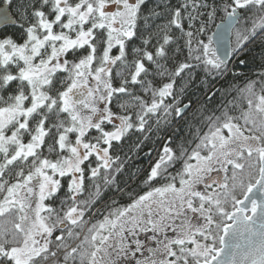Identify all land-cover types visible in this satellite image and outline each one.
Instances as JSON below:
<instances>
[{
  "label": "snow or ice",
  "instance_id": "1",
  "mask_svg": "<svg viewBox=\"0 0 264 264\" xmlns=\"http://www.w3.org/2000/svg\"><path fill=\"white\" fill-rule=\"evenodd\" d=\"M145 3L146 0H78L74 4L69 0H24V3L4 0L0 24H18L25 38L23 43L7 35L0 38V154L4 159L0 164V177L15 162L33 159L27 175L23 169L16 173V183L0 182V193L4 194L0 199V217L4 218L0 221V264H46L50 256L57 255L50 249L57 229L61 233L55 236V241L59 242L55 244L57 249L68 247L65 231L68 238H79L74 228L82 229L85 214L82 206L90 203V200L77 199L84 191L86 170L90 171L89 178L93 181L101 177L102 169L104 182L113 181L109 173L119 158L113 159L109 150L113 141H121L134 125L130 116H116L109 108L114 96L130 95L125 86L129 83L127 79L122 80L120 86H113L112 66L117 61L123 62L125 43L137 35ZM249 5L264 12V0H225L219 10L232 24L239 19L238 10ZM14 6L20 9L18 20H13L8 12ZM207 7L197 0H184L174 9L169 25L179 30V38L184 40L177 52L186 48L187 55L173 73L164 69L160 75L179 77L195 67L193 62L203 65L209 73L226 69L224 59L212 47V37H208L207 43L199 38L206 31V21L200 20L199 25L194 23L205 15L201 9ZM217 10L213 7L208 11L207 20H212ZM185 19L188 30L184 26ZM57 27L59 30L54 31ZM161 30L165 32L163 43L155 55L164 58L165 45H170L173 38L167 34L168 25ZM246 39L238 33V48ZM115 46H119V55L113 57L110 53ZM83 49H87L86 54L78 60L65 58ZM144 58L157 68H163L151 52L145 51ZM134 64L130 82L138 84L141 83L138 78L147 69L141 60ZM58 73L67 75L59 77ZM90 81H94V85H90ZM173 86L174 82H169L152 90L150 105L140 97H133L142 110V114H138L137 130L143 131L144 116L155 114L164 98L173 95ZM241 91L248 93L247 110L239 117L225 112L223 122L213 124L197 150L188 157L196 163L185 161L183 170L178 173L179 187L174 182L176 177H172L166 185L139 196L123 209L110 212L88 228L89 235L80 245L72 247L64 260L70 257L75 260L78 254L80 264H118L130 251L125 233L135 236L137 232H151L156 239V234H166L171 228L175 238L165 235L156 248L148 249L150 255L137 264H264V198L257 200L250 195L255 189L264 197V88L257 94L254 82H250ZM119 106L127 109L134 105L125 102ZM171 107L164 105L166 114ZM174 110L177 115L182 112L178 107ZM62 113L66 114V120L59 119ZM52 115L59 121L52 125L58 136L48 149L53 152L58 147L55 160L42 157L37 151L50 134L46 123ZM114 117L120 121L119 125L113 131H106L105 123L111 124ZM236 120H242L243 124L234 122ZM93 129L98 135L86 139ZM9 130L10 135L6 134ZM25 134L30 137L28 143L23 141ZM69 134H75L74 143L69 140ZM200 149H205L207 154L201 155ZM65 152L68 154L62 155ZM92 157L97 162L94 167ZM176 158L173 150L165 145L146 182L161 176ZM115 171L119 172L120 167ZM214 172L223 173V177L214 178L211 175ZM57 176L71 178L67 189L72 203L62 216L45 203L61 189ZM201 184L204 191L197 188ZM237 191L242 199L237 197ZM98 195L97 184L93 197ZM33 196L37 197L34 208L30 200ZM246 201L250 202V208ZM194 218L202 219L203 223H193ZM241 236L247 241L242 250L239 243L226 239ZM84 243L88 248H84ZM135 244L132 256L144 248L140 240Z\"/></svg>",
  "mask_w": 264,
  "mask_h": 264
},
{
  "label": "trees",
  "instance_id": "2",
  "mask_svg": "<svg viewBox=\"0 0 264 264\" xmlns=\"http://www.w3.org/2000/svg\"><path fill=\"white\" fill-rule=\"evenodd\" d=\"M70 3H76L78 0H69ZM201 4H207V8H202L201 11L205 13L194 23L199 25L200 20L206 21V31L199 38L205 43L208 42L212 30L215 25L225 18V14L219 10L225 0H197ZM230 2V0H229ZM4 0H0V4ZM15 3H24V0H15ZM184 3V0H146L145 5L142 6L141 18L138 20L137 35L130 41L125 43V57L123 62L117 61L112 66V83L114 87L120 86L122 80L129 81L125 86L129 89L128 94H119L118 97L114 96L109 108L117 116H130L131 123L134 127L129 130L118 142L115 151L116 157L125 161L124 169L118 174V178L114 175L111 183H105L104 180L95 182L93 185L84 189L83 193L77 196L78 200H90L88 205H84L85 214L82 221V229L74 228V231L79 233V238H68L65 236L67 248L57 249L55 247V236L52 239L54 243L50 245L51 251H56L55 257H49L46 264H80L79 255H75V260L71 257L68 261L64 260L67 252L71 251L72 247H77L83 241L85 236H88V228L104 219L110 211H113L114 204L120 206L122 203H130L138 199L139 196L146 194L156 187H162L171 182L172 177H176L175 183H179L178 173L183 170L184 162L190 163L188 157L197 150V145L201 143L203 137L209 134L210 129L214 123H222L224 120V113L227 112L229 116L239 117L242 111L247 110V97L245 89L250 82H254V91L257 94L261 93V88H264V12L253 5H249L245 9H240L241 16L232 30L231 37V57L226 62V69L222 72L209 73L205 71L204 66L193 62L195 67L185 70L179 77L171 76L167 73H173L181 62L185 61L187 49L183 48L182 52H177V48L183 46L184 40L180 39L181 33L174 26L169 25L172 18V12L175 8ZM213 7H217V12L212 20H207V12ZM19 8H11V12L18 20ZM47 12L48 9L45 8ZM191 11V8H189ZM155 13V14H154ZM187 13H185V16ZM188 21L184 20L185 29H187ZM168 25L167 34L173 38L170 45H165L167 55L164 58L156 57L155 53L157 48L163 43V36L165 34L161 29ZM86 28L88 25L85 26ZM59 30V28H56ZM100 33V30H97ZM238 33L246 36L247 39L241 41V45L237 46ZM5 35L11 36L16 42L24 40V34L18 27L5 26L0 29V38ZM145 40L149 42L144 43ZM103 47L102 45L100 46ZM238 48V50H237ZM139 49L140 51H136ZM87 49L78 51L73 55L69 53L67 59L70 61L78 60L81 55L86 54ZM151 52L154 60L163 65V68H157L156 64L144 58V52ZM100 53V49L98 48ZM111 56L119 55V46L113 47ZM141 60L147 69L146 73H142L138 78L141 83L132 84L131 75L135 71L134 61ZM164 69H167L165 75H160ZM13 71H15L13 69ZM120 73V75H117ZM59 77H64L66 73H58ZM174 82L173 95L164 98L163 105L155 113H149L144 116L143 131H139L138 114H142L137 101L133 97H140L146 104L150 105L153 99L152 90L162 88L165 83ZM146 89H149L146 91ZM55 95V93H52ZM157 99L159 97L157 96ZM128 102L131 107L127 109L120 108V104ZM172 105L168 109V114L164 111V105ZM189 104L190 108L183 116H179L175 112V108H181L183 105ZM217 118H220L217 120ZM59 119L66 120V114H60ZM55 115L50 117L46 123V128L50 129V134L45 138V145L37 151L42 157L50 160L57 158L58 147L56 151L49 152V146L54 143V137L58 136L57 129L52 125L58 123ZM243 124L242 120L234 121ZM34 128V124L31 125ZM8 135L11 130L7 131ZM25 137H23L24 141ZM170 147L176 154V159L170 163L167 171L164 172L157 179L146 182L147 176L141 175L139 178L134 179L138 172L146 165L156 154V158L162 154L164 146ZM156 151V152H155ZM201 155H206L205 149H200ZM11 154V150H10ZM68 153H62L67 155ZM29 157L27 162L17 161L10 165L4 171V175L0 177V182L3 180L8 181V185L17 182L16 173L23 169L25 175L31 168V160ZM154 162V161H153ZM4 163L3 154H0V164ZM136 168V169H135ZM123 175V176H122ZM122 176V177H120ZM99 185V195L94 196L96 193V185ZM122 190V191H121ZM116 194L117 196L110 199L103 208H99L94 213L97 206L105 201H108L110 196ZM3 193H0V199L3 198ZM69 193L59 195L56 194L55 199L46 200L45 203L55 208L62 216L67 211L68 205L72 203L68 199ZM238 198L242 194L237 191ZM125 200V201H124ZM62 202H64L62 204ZM229 210L231 206L229 205ZM0 217V221H3ZM68 227H72L68 225ZM58 230V229H57ZM84 248H88V244L84 243Z\"/></svg>",
  "mask_w": 264,
  "mask_h": 264
},
{
  "label": "flooded vegetation",
  "instance_id": "3",
  "mask_svg": "<svg viewBox=\"0 0 264 264\" xmlns=\"http://www.w3.org/2000/svg\"><path fill=\"white\" fill-rule=\"evenodd\" d=\"M240 12V11H239ZM241 14V13H240ZM241 16V15H240ZM239 20V19H238ZM54 31H58L56 28H55V30ZM72 35L74 36L75 34L74 33H72ZM84 51H85V49H83ZM80 51H82V50H80ZM100 53L98 52V55H99ZM65 58H67V57H65ZM63 59V58H62ZM98 62V61H97ZM96 62V63H97ZM98 64V63H97ZM96 65H94V67H95ZM117 116V115H116ZM119 123H120V121L118 120V119H116L115 117L113 118V122L111 123V124H108L107 122L105 123V125H104V128H105V130L106 131H113V130H115V127L117 126V125H119ZM95 135H98V133H96L95 132V130L93 129V130H91L90 131V133H89V135H88V139H91L93 136H95ZM72 143H74V141H71ZM93 142H95L94 140H93ZM102 147H106V145H101ZM117 146H118V142H116V141H113V143H112V147H111V149L109 150L110 151V155L113 157V159H116L117 157H116V154H115V151H116V149H117ZM156 152V151H155ZM162 154H163V150H162ZM161 154V155H162ZM160 155V156H161ZM159 156V157H160ZM159 157H157L156 158V154L154 153L153 154V156H152V158L146 163V165L138 172V174H137V176L136 177H134V179H136V178H139L141 175H143V176H147L148 177V175H149V173H150V171H151V168L156 164V162L159 160ZM119 158V157H118ZM91 159V161H92V163H91V166L92 167H94V166H96V164H97V162H96V160H95V157H92V158H90ZM154 161V162H153ZM88 162H86V164H87ZM124 163H125V161L124 160H122L121 158H119L117 161H116V163L115 164H113V167H112V170L110 171V173H109V176L110 177H112V176H116L117 178H118V174H119V172L121 171V170H123L124 169V166H122V165H124ZM117 166H119L120 167V171L119 172H116L115 171V168L117 167ZM136 169V168H135ZM103 175H104V172H103V169L101 170V177H97L96 178V180L95 181H93L92 179H90L89 177H90V171H88V170H86V172H85V181H84V189H86L87 187H89V186H91V185H93L95 182H97V181H100V180H103L102 179V177H103ZM214 178H222L223 177V173H219V174H215V173H212L211 174ZM123 176V175H122ZM122 176H120V177H122ZM56 179H60V181H61V189H60V191L57 193V194H59V195H63V194H66V193H68V189H67V185H68V183L70 182V180H71V178L70 177H68V176H65V177H63V178H60L59 176H57V177H55ZM176 186L177 187H179V183L178 184H176ZM197 188H198V190H200V191H204L205 190V187H204V185L203 184H201V185H198L197 186ZM122 191V190H121ZM143 195H145V194H143ZM117 195L116 194H114L113 196H110L109 198H108V201L106 200L105 201V203L102 205V203H100L98 206H97V208L95 209V211H94V213L96 212V210L97 209H101V208H103L104 207V205L106 204V203H108L109 202V200L110 199H112V198H114V197H116ZM50 199H55V196L54 197H51ZM50 199H48V200H50ZM125 201V200H124ZM132 202H130V203H122L120 206H118L117 204H114V206H113V211L114 210H116V209H123V208H125V207H127L128 205H130ZM111 212V211H110ZM103 219H101V221H102ZM195 220H198L197 221V223H203V220L202 219H198V218H194L193 219V223H196V222H194ZM63 227V226H62ZM170 232H171V228H169L168 230H167V232H166V234H156V239H153V233H151V232H144V233H140V232H137V234L135 235V236H132V235H130V234H128V233H125V237H126V243L129 245V249H130V251H129V255H128V257L127 258H121V260L118 262V264H137V261H141V260H144V259H146L149 255H150V253L148 252V249H151V248H156L157 246H158V241L159 240H163L164 239V236L165 235H167V237L169 238V239H174L173 237H171L170 236ZM53 235H61V233H60V231H59V229L56 231V232H54V234ZM63 235L64 236H66L67 235V232L65 231L64 233H63ZM136 240H140L141 241V243L144 245V248L142 249V251L141 252H136V254H135V256H132L131 255V252H134L135 251V248H136V244H135V241ZM109 251H112L111 249H109ZM100 255H103V253H101ZM113 257H115V253H113Z\"/></svg>",
  "mask_w": 264,
  "mask_h": 264
},
{
  "label": "water",
  "instance_id": "4",
  "mask_svg": "<svg viewBox=\"0 0 264 264\" xmlns=\"http://www.w3.org/2000/svg\"><path fill=\"white\" fill-rule=\"evenodd\" d=\"M4 3L0 4V10H3ZM111 10H115L114 6H110ZM9 15L12 17L13 20H16L14 14L11 12V9H8ZM240 12L238 10V17L240 18ZM238 21L233 22L232 24H229L226 18L219 21L214 29L211 32L210 37H212V46L217 50V55H219L221 58L224 59L225 63L230 60L231 57V37H232V30L236 26ZM16 24L9 22L5 24H0V29H2L5 26H14ZM220 27H217V26ZM190 108L189 104L183 105L180 109H182V112L179 116H183L186 111H188ZM253 199H262L264 197L261 196V193L257 190H253V193L250 194ZM243 197H241L242 199ZM247 206L250 208V202H245ZM249 214H251L249 212ZM231 223V222H229ZM226 239L229 240L230 243H239L241 245V250L246 245L247 241L244 236L239 237L238 239L227 237ZM233 251H236V249H232Z\"/></svg>",
  "mask_w": 264,
  "mask_h": 264
},
{
  "label": "rangeland",
  "instance_id": "5",
  "mask_svg": "<svg viewBox=\"0 0 264 264\" xmlns=\"http://www.w3.org/2000/svg\"><path fill=\"white\" fill-rule=\"evenodd\" d=\"M65 20H66V17H65ZM54 30H55V29H54ZM73 37H74V36H73ZM17 43H23V41H22V42H17ZM212 47H213V46H212ZM97 63H99V61H98ZM94 83H95L94 81H90V85H94ZM101 107H102V106H101ZM225 134H226V130H225ZM24 137H25L24 142H25V143H28V142L30 141V137H29L27 134H25ZM86 139H88V138L86 137ZM69 140L75 142V134H69ZM251 143L255 144V142H251ZM190 163H191V164H195L196 161H195V160H192ZM214 173H215V172H214ZM215 174H217V173H215ZM30 200H31L32 206H33V208H34V207H35L36 200H37V197H36V196H33V197L30 198ZM197 221H198V220H195L194 222L197 223ZM175 235H176V234L171 230V232H170V236L173 237V238H175Z\"/></svg>",
  "mask_w": 264,
  "mask_h": 264
}]
</instances>
